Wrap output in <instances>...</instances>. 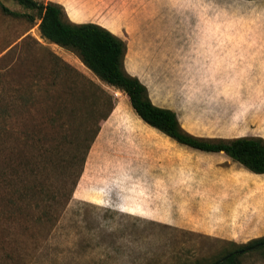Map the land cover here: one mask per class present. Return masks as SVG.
<instances>
[{
  "label": "rangeland",
  "instance_id": "rangeland-1",
  "mask_svg": "<svg viewBox=\"0 0 264 264\" xmlns=\"http://www.w3.org/2000/svg\"><path fill=\"white\" fill-rule=\"evenodd\" d=\"M0 1L1 166L37 154L36 147L45 144L48 159H61L45 177L69 193L74 170L66 160L81 152L67 141L85 138L101 122L73 199L56 220H37L29 211L14 215L0 205V264H213L264 237L247 233L264 196V184L259 192L252 189L258 185L252 173L224 153L181 145L146 124L127 94L102 82L76 53L42 37L37 11ZM36 1L59 3L70 21H97L111 32L118 26L99 15L131 7L130 0ZM174 2L164 13L181 10L187 19L181 27L177 18L169 31L134 23V42L131 26L118 32L127 44V72L147 87L155 105L175 111L197 137L264 139V94L242 93L244 82L264 79L205 77L211 72L185 39L194 41L196 33L212 28L218 34L213 41L236 42L239 50L245 42L264 44V0ZM138 7L148 6L134 0ZM57 58L76 72L65 68L55 83ZM81 76L102 89V98L112 99L115 107L106 119L101 121L108 107L97 109ZM239 261L264 264V255L252 248Z\"/></svg>",
  "mask_w": 264,
  "mask_h": 264
},
{
  "label": "trees",
  "instance_id": "trees-1",
  "mask_svg": "<svg viewBox=\"0 0 264 264\" xmlns=\"http://www.w3.org/2000/svg\"><path fill=\"white\" fill-rule=\"evenodd\" d=\"M14 1L24 8L38 12L43 38L73 51L102 82L127 94L132 108L146 124L181 145L208 153H224L249 172L264 174L263 138L238 137L219 140L200 138L182 127L175 111L155 105L149 97L147 87L125 68L127 44L122 38L96 23L70 21L64 6L59 3ZM3 9L9 12L4 6ZM54 65L57 74L55 83L59 82L65 68L69 72L75 71L59 58ZM80 82L83 89L92 92L95 105L99 102L97 109L108 107L109 111L103 114L101 121L106 119L115 107L112 99L108 96L102 98L100 94L102 89L84 76H81ZM1 112L0 110V117L3 115ZM100 123L93 129H87L85 138L67 141L74 150L81 152V155L66 160L68 166L74 170L71 172L73 180L69 193L60 192L45 177V172L51 167H57L61 159H48V148L43 144L40 148L36 147L37 154L13 157L12 160H6L3 166L0 163V205L5 210L12 211L14 215H23L29 211L37 220H44L47 223L56 220L58 213H61L65 205L73 199L75 189L84 173L88 154L99 134ZM238 248L213 264H241L239 261L241 253L252 248H258L264 255V237Z\"/></svg>",
  "mask_w": 264,
  "mask_h": 264
},
{
  "label": "crops",
  "instance_id": "crops-1",
  "mask_svg": "<svg viewBox=\"0 0 264 264\" xmlns=\"http://www.w3.org/2000/svg\"><path fill=\"white\" fill-rule=\"evenodd\" d=\"M122 1V0H120ZM119 0L115 1V4L120 2ZM140 3L147 5L148 7H141L134 10V0H130L131 7L129 9H121L113 12L101 13L99 17L106 21L107 23H115L118 26V31L112 32L118 37L121 38L119 31L123 32V29L131 26L133 31L132 34V42H134V23L141 26L140 29L150 28L151 30L157 31H169L172 29L171 23L173 21L172 18H177L178 24L187 23L186 16L181 14V10L179 13L167 11L165 12V6L175 5V0L173 3H168L167 0H136ZM151 2V3H150ZM150 4V5H148ZM180 4V2H179ZM211 6H215L212 2ZM151 6L162 7V9L151 8ZM181 6V5H180ZM152 9L154 12L152 14L145 13L146 9ZM166 20V21H165ZM213 20V16L211 18ZM82 23V22H75ZM88 23H96L106 28L103 24L99 22H94L93 20ZM167 23V24H165ZM123 28V29H122ZM108 29V28H106ZM109 30V29H108ZM110 31V30H109ZM187 31V30H186ZM184 30V32H186ZM191 31V30H189ZM183 32V31H182ZM190 36H192L190 34ZM218 36L216 32L212 28L203 29L199 34L196 33L194 35V41H192L191 37L186 38V42H193L195 45V54L196 56H200V63L202 64L205 70H209L211 74L221 73L218 75H206L205 77H223V78H244L248 80L255 79H264V44L263 42H245L246 44H242L240 50L236 49V42H215V38ZM152 38V37H151ZM187 39H190L187 41ZM174 55H177L174 53ZM242 55L244 58L239 61L235 60L236 56ZM177 57V56H176ZM235 63H239L238 65ZM134 75V72H132ZM138 76V75H136ZM242 93L244 94H264V82H244L243 83ZM227 93H232L227 91ZM252 173V172H250ZM253 181L258 182V185L253 186L252 189L259 192L261 190V184H264V174H254L252 173ZM251 179V178H248ZM256 184V183H255ZM262 195V193H260ZM256 206L258 207V212L254 216L253 222L249 224L248 234H251V238H257L264 234V196L263 201H258ZM254 226V227H253ZM243 238V237H240Z\"/></svg>",
  "mask_w": 264,
  "mask_h": 264
},
{
  "label": "water",
  "instance_id": "water-1",
  "mask_svg": "<svg viewBox=\"0 0 264 264\" xmlns=\"http://www.w3.org/2000/svg\"><path fill=\"white\" fill-rule=\"evenodd\" d=\"M223 261V260H222Z\"/></svg>",
  "mask_w": 264,
  "mask_h": 264
}]
</instances>
